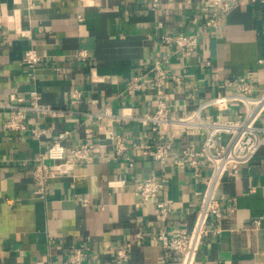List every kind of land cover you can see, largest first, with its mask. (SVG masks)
<instances>
[{"label":"crops","instance_id":"1","mask_svg":"<svg viewBox=\"0 0 264 264\" xmlns=\"http://www.w3.org/2000/svg\"><path fill=\"white\" fill-rule=\"evenodd\" d=\"M214 7L215 0H160L157 7L150 0H38L28 9L26 0H0V98H26L36 88L42 102L65 110L59 116L29 114L27 131L6 129L8 113L0 110V264H69L76 245L89 247L80 264H181V255L164 249L158 234L193 227L211 162L196 174L172 158L160 166L153 156L130 149V166L112 144L117 134L144 146L154 143L148 127L120 115L155 110L148 69L158 59H167L165 69L181 78L165 88L173 116L248 74L258 92L264 89V0H241L222 14L218 29H205ZM194 31L200 37L191 56L162 40ZM29 48L41 55L34 78L23 61ZM81 51L88 57L78 56ZM143 74L141 91L126 94V83ZM239 110L234 102L227 111L210 112L232 118ZM34 128L44 132L34 134ZM63 131L69 132L63 139L68 154L88 142L93 156L52 176L40 196L32 179L35 159ZM166 132L173 156L200 145L196 131L167 125ZM150 176L167 182L146 202L137 184ZM218 194L221 231L206 238L195 264H264V145L223 178ZM159 200L172 206L165 220L156 216ZM120 248L127 259L118 257Z\"/></svg>","mask_w":264,"mask_h":264},{"label":"built area","instance_id":"2","mask_svg":"<svg viewBox=\"0 0 264 264\" xmlns=\"http://www.w3.org/2000/svg\"><path fill=\"white\" fill-rule=\"evenodd\" d=\"M27 8L32 9L38 0H26ZM241 0H215V7L210 12L205 22V29H218L221 25L222 14L229 12ZM160 0H150L153 7H157ZM200 32L165 34L162 40L167 44H175L176 51L185 56H191L197 50ZM83 59L88 57L86 51L78 53ZM41 60V55L34 49L29 48L23 57L24 63L30 69V75L34 78L35 69ZM167 59L156 60L148 69L152 75L151 87L155 90L158 103L154 111L145 112L138 116L123 112V118H137L144 127H148L153 134L154 143L144 146L139 141L129 142L126 136L117 134L114 136L113 149L129 160L133 166L129 150L140 149L142 153L153 156L160 166L168 165L170 159L178 164L189 166L197 174L203 164L211 162L210 175L205 180V188L201 194L198 213L191 229H175L169 232L161 230L158 234L164 249L176 251L181 255V264H195L202 244L211 235H217L221 231L223 210L221 196L218 189L226 175H235L240 167L249 163L264 145V89L257 91L253 76L248 74L235 80L223 83L220 87L227 86L229 89L220 91L211 98L202 100L198 106L188 113L179 116L172 115V106L164 98L165 88L170 80L181 83V78L168 72L164 64ZM145 75L134 76L125 86L126 94L135 96L141 91L142 81ZM76 98L79 94H74ZM192 96V94H191ZM41 95L33 88L29 96L18 97L12 94L8 99L0 98V110L8 113L5 121L6 129L10 131H27V118L34 113L37 117L43 115H64L65 110L55 108L51 104L41 101ZM234 102L239 103L240 110L237 117L219 118L210 110L224 112L231 108ZM173 125L186 133L196 131L201 142L190 144L181 149L173 156V143L168 138L166 126ZM34 134L43 133L38 128L32 129ZM68 131L60 132L52 139L50 146L40 152L35 159L32 169V179L35 192L40 196L46 194L50 178L54 175L68 174L76 163H85L92 158L94 147L88 142L77 144L69 154L63 144V139ZM167 179L162 176H150L141 180L137 187L144 201L156 197L164 189ZM82 199V198H81ZM87 203V199H82ZM234 208L230 205L228 209ZM172 206L169 202L159 200L156 203V216L159 220H165ZM259 224V221H256ZM88 246L76 245L69 256V264H80L88 255ZM118 257L127 259L125 249L117 250Z\"/></svg>","mask_w":264,"mask_h":264}]
</instances>
